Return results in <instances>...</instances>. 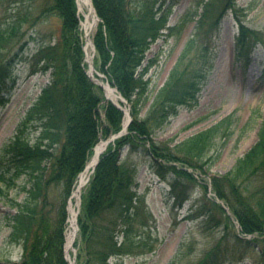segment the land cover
Segmentation results:
<instances>
[{
	"label": "trees",
	"instance_id": "obj_1",
	"mask_svg": "<svg viewBox=\"0 0 264 264\" xmlns=\"http://www.w3.org/2000/svg\"><path fill=\"white\" fill-rule=\"evenodd\" d=\"M91 2L99 17L91 37L93 65L127 100L132 120L126 133L100 154L81 191L74 242L76 263L108 264L111 257L135 254L144 245L138 229L145 226L149 212L135 188L136 163L128 159L139 150L159 174L173 173L174 190L180 178L200 186L199 210L208 214V220L215 218L212 211L216 208L222 222L221 216L226 214L218 201L225 203L238 225L234 251L242 254L257 244L260 264H264V118L255 143L223 175L209 177L210 190L203 182L206 177L199 181L194 174L207 172L217 140L232 133L233 116L175 143H157L152 137L179 107L198 104V94L212 67L211 41L228 11L239 22L235 57L244 64L248 61L251 44L263 39L262 32L243 23L241 17L250 7L240 6L236 0H201L192 13L186 11L183 20L197 17L194 28L166 80L153 91L147 75L152 60L143 61L152 43L169 37L180 25H168L170 6L163 9L164 1L156 6L157 0ZM21 5L12 6L8 20L0 26V92L10 76V60L3 56L4 51L20 37L21 28L33 22L30 7ZM39 13H50L60 20L55 42L41 43L32 54L38 70L49 71L50 79L14 134L0 147V199L13 209L7 215L11 228L8 239L22 247L16 264H67L63 254L66 199L99 138L121 130L124 112L105 99L103 89L86 73L76 0H49ZM29 125L37 133L33 140L27 136ZM125 148L127 158L121 157ZM21 178L26 179L21 186L25 195L18 200L10 191ZM52 189L60 203L57 213L52 208ZM185 190L175 194L180 204ZM224 219L231 221L227 215ZM227 251L215 244L194 264H223Z\"/></svg>",
	"mask_w": 264,
	"mask_h": 264
},
{
	"label": "rangeland",
	"instance_id": "obj_2",
	"mask_svg": "<svg viewBox=\"0 0 264 264\" xmlns=\"http://www.w3.org/2000/svg\"><path fill=\"white\" fill-rule=\"evenodd\" d=\"M163 1L165 2L163 9L170 6L168 25L180 24L178 25L180 27L177 26L172 30L169 37L158 38L146 52L143 64L152 60L147 75L151 78L150 87L153 91H156L166 80L194 28L197 17L183 20L185 12L189 10L192 13L196 4L201 0H157L156 6ZM48 2L49 0H0V26L8 20L11 14L10 9L16 4L30 7L33 16V22L21 28L20 37L14 39L12 46L3 54L10 60V76L0 92V147L14 134L25 111L50 79V72H40L39 65H35L32 60V54L41 43L51 42L52 44L59 34V18L50 13L43 15L39 13ZM236 2L240 6L250 7L247 12L245 11L246 15L241 17L243 23L251 29L262 32L263 36L262 41L251 44L247 65L242 68L241 60L236 61L235 39L239 33V22L232 12L228 11L221 19L219 31L211 41L212 67L198 94V104L192 108L179 107L177 113L170 116L160 128L155 129L152 136L157 143L170 140L175 143L227 116H233L230 126L232 133L223 140H217L212 148L213 157L207 172L202 176L198 172L194 174L199 181L206 177L203 182H207L209 190L211 188L209 177L223 175L233 166L235 160L255 143L259 126L264 118V0H236ZM82 8L80 10L78 6L77 9L78 15L82 18L79 22V30L83 39V48L86 49L89 57L91 47L89 45L86 47L84 35L89 30L91 33L95 26L93 28L89 26L86 31L83 25L85 21L83 11L86 12L88 9L86 5ZM103 94L106 97L105 90ZM148 103L141 111L142 117L145 116ZM31 128V126L28 127L27 136L33 140L37 133ZM115 134L117 132L111 133L112 136ZM109 139L101 136L97 143L100 140L106 143ZM108 144L109 142L105 148ZM126 156L125 148L122 150L121 157L127 158ZM128 159L136 163L137 184L135 188L144 201L145 209L149 212L145 226L138 229L144 245H141L140 251L137 250L135 254L111 257L108 264H194L202 257L205 250L215 244H220L229 250L223 264L261 263L257 244H252L242 254L234 251L233 236L235 233L238 234V225L225 203L218 201L221 208L226 207L223 210L230 217L231 223L224 219L226 215L221 216L223 218L221 222L219 219L221 212L216 208L215 213L212 211L215 218L208 220V214L205 216L199 210L200 198L203 194L200 186L180 178L179 187L174 190L171 185L173 173L159 174L156 167L148 161L146 154L137 150L130 153ZM21 179L10 191V194L16 195L18 200L25 195L21 186L26 179L22 181ZM77 179L65 203L63 254L67 235L72 229L70 209L73 208L76 211L80 208V198L72 196ZM89 179L81 188L80 195ZM182 188L186 190L182 195L184 196L182 204H180L175 194ZM50 194L52 199H55L52 201L53 212L57 213L60 203L56 199L55 189H52ZM12 212L13 209L3 199H0V264H16L20 261L22 253L21 245L10 243L8 239L11 228L7 215ZM77 237L78 231L67 250L73 259V264H77L75 257L78 248L77 245L74 246ZM246 238L250 239L252 236H246Z\"/></svg>",
	"mask_w": 264,
	"mask_h": 264
},
{
	"label": "bare ground",
	"instance_id": "obj_3",
	"mask_svg": "<svg viewBox=\"0 0 264 264\" xmlns=\"http://www.w3.org/2000/svg\"><path fill=\"white\" fill-rule=\"evenodd\" d=\"M78 2V6H80V10H82L83 5L87 6L88 11L84 12L83 11V15L85 18V21L83 23L84 28L86 29V31H88L89 26L91 25V23L95 20V15H94V11L87 5V0H77ZM90 73L93 74L94 72L90 70ZM94 80L97 83H101L100 79L98 78H94ZM104 88H105V95L112 99L113 101L117 100V94L114 90H111L109 88V86L104 83L103 84ZM128 119V111L127 109H125V117H124V121L123 124H125L127 122ZM105 141L100 140L94 147H93V152L92 155L89 159V161H87L86 166L84 171L81 173V175L78 177L77 181H76V187L74 188V191L72 193L73 197H78L79 191L81 190V188L85 185V183L87 182V180L90 177V174L93 170L94 164L97 161L99 155L101 154V152L104 150L105 148ZM71 225H72V229L71 231L68 233L67 238H66V243H65V248L66 250H68V248L71 246V243L73 242L74 238H75V232H74V219L73 217L71 218ZM67 258L68 260L73 263V259L70 257V254H67Z\"/></svg>",
	"mask_w": 264,
	"mask_h": 264
},
{
	"label": "water",
	"instance_id": "obj_4",
	"mask_svg": "<svg viewBox=\"0 0 264 264\" xmlns=\"http://www.w3.org/2000/svg\"><path fill=\"white\" fill-rule=\"evenodd\" d=\"M86 3H87V5H89V6L92 8V10L94 11V15H96L91 0H87ZM96 18H97V16H96ZM93 26H94V21L92 22V24H91L90 27L93 28ZM85 40H86V42H88V43L90 44V46H91V55H90V57H89V70H87V72H88L89 76L91 77V79H93V77H92V75L89 73V71L91 70V71H93V72H96L95 69H94L93 66H92V59H93V56H94V53H95V48H94L93 43H92L91 40H90L89 33H86V34H85ZM96 73H97V75H98L101 79H105V76H104L103 74L98 73V72H96ZM101 82L103 83L102 80H101ZM105 82H106V84L109 86V88H110L111 90L114 89V88H112V87L110 86V84H109L107 81H105ZM102 83H99V85L103 88ZM117 98H118L120 101H122V102H126V100H125L120 94L117 95ZM119 106H120V105H119ZM130 120H131V118H128V121H127V123L123 126L122 130H121L120 132H118L117 134L113 135L108 141H106V144H107L109 141H111L112 139H114L115 137L120 136L122 133L126 132L127 125H128V123H129ZM97 162H98V159H97V161L95 162L94 166L97 164ZM80 175H81V173L79 174V176H80ZM72 211H73V213H74L75 231H77L78 226H77L76 214H77L78 211H75V212H74V210H72ZM65 256L67 257V252H65ZM66 260H67L68 264H71V262L68 260V258H67Z\"/></svg>",
	"mask_w": 264,
	"mask_h": 264
}]
</instances>
